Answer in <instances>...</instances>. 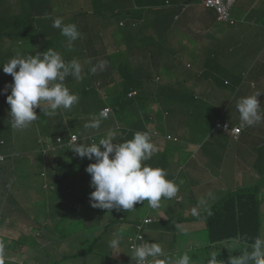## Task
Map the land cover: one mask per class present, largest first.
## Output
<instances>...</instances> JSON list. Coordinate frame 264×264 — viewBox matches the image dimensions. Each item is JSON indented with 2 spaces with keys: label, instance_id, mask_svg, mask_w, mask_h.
<instances>
[{
  "label": "trees",
  "instance_id": "1",
  "mask_svg": "<svg viewBox=\"0 0 264 264\" xmlns=\"http://www.w3.org/2000/svg\"><path fill=\"white\" fill-rule=\"evenodd\" d=\"M233 7L230 11V19L233 23H228L232 26L235 24L232 16ZM144 13L146 12L141 0H123V3L121 0H0V66L17 53L24 56L35 55L37 52L43 53L48 48H52L62 55L65 62L77 59L82 66L83 77L76 80L77 84L72 82L74 90H71L73 87L71 83L68 84L69 89L79 96L77 104L70 110L59 109L54 115L49 114L50 110L42 112L40 108H36L38 119L23 130H15L11 127L10 106L6 102V94H0V146L4 149L23 147L24 151L27 150L23 156L12 159L8 157V163H0V244L3 245L0 252L5 250V254L8 255L10 252L13 257L18 256V258L24 254L21 264L32 258H37L39 264H70V262L80 264L79 260L83 258L91 259L92 262L88 264H105V261L111 264H127L128 260L131 264H136L135 259H132L133 252L130 248L132 242H129L136 233L124 235L122 230L136 232L137 226H141L142 221L149 216L141 213L143 204L148 205L147 201L136 204L130 211L105 210L101 214L81 219L79 223L78 220L72 222L73 220L69 218L78 212H88L92 207L89 194L94 190L90 187V182H85L87 185L83 187L80 185L81 182L77 181L79 171L82 169L84 172L86 167L95 161L82 159L68 149L72 144L70 143L72 136L77 137V143L89 144L98 142L101 137L112 131L115 133L114 142H122L132 139L136 132L146 131L151 135L152 143L157 149L162 143L163 149L170 153L169 148L177 146L176 143L170 145L169 142H179L178 138L171 137L170 134L175 131L177 133V131L193 130L187 126L189 123H193V127L197 126V128L200 125L201 128L206 127L203 125L204 109L230 103L236 107L235 99L253 95L258 91L264 95V61L258 58L250 59L248 54H246L247 58H243L245 53L237 59L234 50L239 43H242L237 40V43L234 42V47L233 44L231 45L233 49L230 53L235 59L229 56V52L221 56L214 48H208L205 50L207 53L202 50L204 58L198 70L192 74L183 71L181 75L184 76L178 75L180 71L177 67H185V65L175 57L156 66L155 60L147 54L135 59L133 52L127 47L119 50L109 59L123 65L121 79L126 82L124 84L126 88L109 91L105 94L106 99L102 100L96 85L99 86L98 89L103 87L104 82L100 84L103 75L99 72L92 74L90 67H85L87 64H93L94 60L89 57L86 60V54L78 48L73 49L72 53H66L65 56L62 44L67 39L60 34L59 29L52 27V22L61 17L65 24L75 23L81 32V37H85V31L91 32L92 23L100 18L104 19L113 31H119L128 37L142 33L136 28L135 21L142 19ZM214 14L217 19L215 12ZM104 36L108 35L105 33ZM183 36L186 37L183 41L187 43L182 47L184 52L188 46L199 44L187 33L184 32ZM262 45L255 43L248 44L247 47L248 50H254L256 55H260L264 53ZM186 67L189 71L192 66L189 64ZM171 73L177 75V78L170 82ZM72 81H74L73 77ZM12 82L13 77L5 74L0 68V90ZM209 83L212 87L205 93L202 89L204 86L208 88ZM227 92L228 95L223 97L222 94ZM7 94H10V90ZM203 99L204 105L200 106L198 103ZM45 108L47 109V105ZM104 109L109 110L107 119H102L100 116ZM189 114H194V121L188 120ZM142 117H145L153 128L142 127L143 123L140 120ZM221 118L222 116H219L215 120L212 129L214 127L224 131L221 127L223 124H228L230 129H240L239 126L233 127ZM94 119H101L100 128L86 129L84 125ZM258 124L247 127V130L254 132ZM242 130L240 129V134ZM9 132L18 135L16 144H13L12 140L8 143L6 138ZM153 133L162 136L168 133L165 137L166 141L161 142L152 135ZM22 137L26 140H22ZM29 148L36 150L40 157L37 164L30 166L27 163V160L30 161L27 154ZM42 149L46 150L43 154ZM164 158H156L153 154L152 159L145 163L154 168L164 169L167 173L168 166ZM11 160L12 163H9ZM68 170L71 172H67ZM45 177L48 178V182H44ZM39 181L42 182L41 189L37 190L35 188L37 185L34 184H26L25 189L20 188L25 182ZM182 183L186 191L184 200L185 197L187 198L189 187L193 186H190L191 182ZM201 183L205 182H195V187L203 186ZM9 185L11 187L7 193ZM14 187L17 189L16 195L13 192ZM257 191L255 184L240 187L226 192L217 204L205 211L197 207H191L187 211L185 207L184 212L181 206V210H164V219L157 215L153 218L150 216L153 222L147 227L143 226L144 236L137 245L145 241L165 244L170 247L173 255L180 248L178 244L187 241L188 237L187 234H178L177 227L201 225L203 228L199 231H203L204 234L202 232L199 238L202 241L193 246L188 255L201 264L202 262L211 264L213 256L217 264L223 262L227 264L230 256L236 255L227 251L228 246H225L227 243L230 245L238 243L240 250L245 243L250 245L256 237L264 238V196H258ZM180 194L182 191L179 189L176 196ZM13 214L17 216L13 217ZM23 220L28 222L24 223ZM46 221H49L51 228L48 224H42ZM31 228L36 229L35 234H28L27 229ZM149 228L156 231L159 238H154L155 240L147 238L145 230ZM113 233L123 237L117 253H113L108 247V241ZM20 234L22 235L18 239L14 238ZM28 237L31 241H23ZM60 244L63 248L52 253ZM105 245L108 247L109 255H105L103 260L98 257L99 255L97 256V251L104 249ZM68 246H73L75 249ZM30 247L31 251L26 254ZM211 248L217 250L213 255L208 253ZM68 250H73V254H67ZM173 256L178 258L180 255ZM150 263L149 259L146 264ZM0 264L19 263L1 257Z\"/></svg>",
  "mask_w": 264,
  "mask_h": 264
},
{
  "label": "crops",
  "instance_id": "2",
  "mask_svg": "<svg viewBox=\"0 0 264 264\" xmlns=\"http://www.w3.org/2000/svg\"><path fill=\"white\" fill-rule=\"evenodd\" d=\"M141 1L142 7H144V12L146 13H144L145 16L142 19H136L135 23L136 28H139L142 33H138L136 36H128L126 38L128 43H124V40L118 36L114 37L115 31H113V28L109 26L104 19L103 22L100 18L96 20L97 22L92 23L91 32L86 30V36L80 37L76 40L71 49L67 47V40L63 41L62 47L64 49L65 56L72 53L73 49L76 48L82 50L84 54L90 53L87 57L93 59L94 62L93 64H87L85 67L89 66L91 68L94 65L98 66L100 61L107 62L103 69L98 67L97 70V72L103 75L100 80V84L104 82L102 85L103 87L98 89L99 86L96 85L97 91L101 94L102 100L104 98L106 99L107 96H105V94L107 92H114L119 88H126H124V84L126 82H124V80L122 81L123 78L121 79V75L123 74L121 69L123 65L113 61V59H109V57H112L113 54L117 53L119 50H124L126 47L128 50L133 52V58L140 59L143 55L147 54V56L149 55L152 60H155L156 66H160V64L172 57L182 61L185 67L190 64L192 67H190L191 70L189 71L187 70V67H177L180 71L178 75L184 76L181 75L183 74V71L192 74L198 70L204 58V52L202 50L205 51L208 48H214L219 52L218 54L224 56L226 50L229 54L232 52L234 42L237 40L241 42L247 40V44L249 45L261 43L263 44L262 46H264V0H239L234 5L232 10V16L235 19H233L235 23L233 26L230 24L228 25V23L226 25L223 22L217 21L214 12L204 6V0L199 2H197V0H189L187 2L183 0ZM121 2L123 3V0H121ZM172 29L176 31H173ZM180 29L181 31H179ZM184 32L187 33L194 41L199 43L196 44L197 46L193 44V46H188V49L185 50L186 52L182 49V47H185L187 44L183 41L186 38L183 36ZM93 33H95V36H93ZM105 33L108 36H104ZM148 42H150L151 45H147L150 44ZM141 44L142 46H140ZM232 44L233 47L231 48ZM136 50L140 51L138 52V55H136ZM260 50L261 48L259 51ZM146 51H149V53ZM205 52L207 53V51ZM248 52L250 53V59L258 58L261 60L263 59L262 61H264V53L256 55L254 50H249ZM186 53L191 54L190 58L194 59V63L184 60L187 55ZM229 56L233 57L232 54ZM243 58H247V55H243ZM172 73V76L169 77L170 82L177 78V75ZM75 80L72 81V77H70V81L67 79L65 85L69 88L68 84L71 83L72 86V82L77 84ZM211 87L212 84L209 83L208 89ZM71 89L73 90V87ZM129 94L128 97H130ZM235 100L237 101V99ZM231 106L233 105L230 103L221 107H214L219 109H215L213 112H219L216 115L220 116H222L221 114L225 111L231 112L228 114L226 112L224 117L228 120H225L224 118L223 120L232 126L231 121H237V117L239 118V115L237 114L239 113L236 107ZM140 120L143 123L142 127L145 129L151 128L147 127L149 124L147 123L145 117H142ZM215 120L210 126L211 129L209 127L201 128L200 125L199 128L196 126L192 132L185 130L177 131L176 133L175 131L170 134V136L178 138L179 142L170 141L169 143L170 145L176 143L177 147H170L169 153L163 149L161 143L160 147H158L159 149H157L154 153L156 158L160 157L163 159L165 157L164 159L168 166L167 179L174 180L175 182H191L193 185V187H189L187 198L185 197L187 201H182L183 203L180 205V210L181 206L186 205L185 210L187 209V211L191 207H197L205 211L211 206L217 204L222 195L233 190L232 187L240 188L241 186L237 185L238 182H264V121L258 124L254 132L248 131L246 127L243 128L241 134H239L237 138H234L230 132H225L220 129H212ZM234 126L240 127L237 122H234L233 127ZM181 133L186 134L188 139L183 138ZM152 135L159 138V140L163 142L168 133L163 136L156 133H153ZM24 150L25 149L23 147L5 148L6 153H0V157H2V160L0 159V163H6L8 157H10L9 159H12V157L23 156L27 151ZM30 150L31 149L29 148L28 152ZM12 161L13 160L9 163H12ZM79 172L83 173V170L81 169ZM87 176L91 179L90 174H87ZM78 177L80 178L79 175ZM77 181L79 182V180ZM44 182H48V178L45 177ZM87 182H90V180L87 179ZM195 182L205 183H201L203 186H197L196 188ZM229 182H232V185ZM254 184L255 183H247L244 187L252 186ZM179 186L182 191V195L180 194L179 196L183 198L186 191L183 188V183H179ZM206 191L211 192V196L208 194V197L210 198L209 202L204 198H200L201 196H204ZM216 191L221 194H217ZM191 194L192 196H190ZM212 197H217V199L211 200ZM202 199L205 201L204 203H201ZM151 210L156 211L157 216L165 214L164 207L161 210H159V208H151ZM177 210H179V208ZM180 226L182 225H179L178 227ZM178 227L176 230H178ZM196 231H199V229ZM145 232V235L150 240H154V238L158 235L156 231H153L150 228L146 229ZM152 233L156 234L154 238H151ZM178 234H187V241L181 242L183 244L185 242L187 243L189 239L190 244L193 242V246L200 243L197 239L198 237H201L200 235L194 236L192 240L190 232H180ZM195 240L197 242L196 244L194 243ZM181 243L178 244L180 248L177 249L175 255L190 253L193 246H191L190 249L188 248L183 250V245L181 246ZM168 252H171L172 254L171 250H168ZM168 257L170 258V256ZM191 260L193 264H201L196 260Z\"/></svg>",
  "mask_w": 264,
  "mask_h": 264
},
{
  "label": "clouds",
  "instance_id": "3",
  "mask_svg": "<svg viewBox=\"0 0 264 264\" xmlns=\"http://www.w3.org/2000/svg\"><path fill=\"white\" fill-rule=\"evenodd\" d=\"M52 27L59 29L60 34L67 39L69 49L81 37L78 26L75 23L65 24L61 17L53 20ZM106 63L100 61L98 66L90 68V72L95 74L98 67L103 69ZM0 68L13 77V82L6 84L0 94H6V102L10 106V123L15 130L26 129L38 119L36 108H40L42 112L50 110L49 114L54 115L57 110H70L79 102L78 94L72 92L64 82L70 76L76 80L82 79V66L76 59L65 62L62 55L52 48L35 55L24 56L17 53ZM9 90L10 94H7ZM261 94L258 91L237 100L240 129L264 121V110L258 100ZM108 113L109 110L104 109L100 113L101 118L107 119ZM101 122V119H94L84 127L99 129ZM75 139L74 137L73 140ZM114 141L115 133L109 131L98 142H75L68 148L82 159L95 161L85 169L91 177L90 187L94 189L89 194L93 208L130 211L136 204L147 201L151 208L157 209L161 206L162 199L171 200L177 195L179 186L174 180L166 178V171L145 163L157 151L148 132H136L130 140ZM204 202L202 199L201 203ZM193 211L195 214V209ZM122 240L120 234H112L108 247L113 253H117ZM2 247L0 244V248ZM132 252V259H135L136 264H146L150 257L164 255L160 244L148 241L134 245ZM157 264L193 262L187 253H183L178 258H167L166 262L160 260ZM211 264H217L214 256ZM229 264H264V238L258 236L250 245L245 243L239 254L230 256Z\"/></svg>",
  "mask_w": 264,
  "mask_h": 264
},
{
  "label": "rangeland",
  "instance_id": "4",
  "mask_svg": "<svg viewBox=\"0 0 264 264\" xmlns=\"http://www.w3.org/2000/svg\"><path fill=\"white\" fill-rule=\"evenodd\" d=\"M193 1V0H192ZM199 1H201V0H197V2H199ZM116 36H118L119 38H121V39H123L124 41V43H128V41H126V35L125 34H123V33H121V32H119V31H117V32H114V37H116ZM134 41V40H133ZM140 44V43H139ZM78 46V45H77ZM140 46H142V44L140 45ZM139 46V47H140ZM193 46V45H192ZM195 46H197L196 44H195ZM248 44H247V40H245V41H243L242 43H240V45L237 47V48H235V50H234V54H235V56H237V59H240V58H238V57H241L242 56V54H248V55H250V53L248 52L249 50H248ZM137 54L136 55H138L139 53L138 52H140L139 50H136L135 51ZM226 52H228L227 50H226ZM187 55H186V57H185V59L184 60H186V61H189V62H191V63H194L193 61H194V59H192V58H190V56H191V54L190 53H186ZM87 55H90V53H87L86 55H85V59L87 60ZM229 55V54H228ZM188 59H190V60H188ZM229 63V62H228ZM230 64V63H229ZM69 81H70V77H68L67 78ZM75 80V79H74ZM76 81V80H75ZM65 83V82H64ZM207 87L206 86H204L203 87V89H202V91H204L205 93H207ZM72 90V89H71ZM73 90H74V86H73ZM210 91V90H209ZM217 91V90H216ZM229 92V91H228ZM228 92L227 93H223L222 94V96L223 97H225V96H227L228 95ZM209 95V94H208ZM223 97H220V98H223ZM213 99V98H212ZM260 99H262V100H260ZM214 100V99H213ZM258 100L260 101V102H262V105L264 104V95H261V96H259L258 97ZM215 101V100H214ZM200 106H203L204 105V99L203 100H201L199 103H198ZM262 109H264V105L261 107ZM215 109H219V108H207V110H203V112H202V114H203V116H204V120H205V122H203V125L204 126H206V127H210L212 124H213V122H214V120L216 119V118H218L220 115H216V114H218L219 112H213ZM228 109V108H227ZM201 110V109H200ZM200 110H198V111H200ZM227 112V114L228 113H231V112H229V111H225L223 114H221L222 115V118H221V120L223 121V118L225 119V120H228L226 117H224L225 116V113ZM237 115H239V114H237ZM202 116V117H203ZM190 119V120H189ZM182 120V119H181ZM188 120L189 121H194L195 120V116H194V114H189V116H188ZM232 122V126L234 125V122H237L238 123V125H240V120H239V118L237 117V121H231ZM187 125V124H186ZM257 125V124H256ZM153 125H148L147 127H151V128H153L152 127ZM187 126H190L191 128H193L194 129V127H193V123H189ZM214 128V127H213ZM153 129H151V131H152ZM186 131H188V132H192V129L191 130H186ZM17 136L18 135H14V133H11L10 134V132L7 134V140H8V143H10V141L9 140H13L12 141V143L14 144H16L17 143ZM181 136L183 137V138H185V139H188V137H187V135L186 134H184V133H181ZM27 136H25V138H26ZM22 140H26V139H24L23 137H22ZM10 145V144H9ZM43 152L44 151H46V150H42ZM5 152V149L4 148H2L1 146H0V153H4ZM43 152H42V154H43ZM28 158L30 159V161L29 160H27V163H28V166H30L31 164H37L38 163V160H39V156H38V153L36 152V150H34V149H31L28 153ZM67 172H71V170H68ZM87 172H83V173H81V172H79V176H80V178H79V182H81L80 183V185H82L83 187H85L87 184L85 183V182H87V179L88 180H91L88 176H87ZM25 180V179H24ZM38 181V180H37ZM40 183H42V182H25V183H23L22 184V186H20V188H22V189H25V187H26V184H34V185H37V187H35L37 190L38 189H41V187H40ZM177 183V185H179V183H182V182H176ZM229 183H231V185H232V182H229ZM247 183H249V184H252V183H255V185L257 186V194H258V196H261V197H263L264 196V182H238L237 183V185L238 186H241V188L242 187H244V185L245 184H247ZM12 185V184H11ZM11 185H9L7 188H8V191H7V193H9V187H11ZM17 186H18V184H17ZM32 186V185H31ZM190 186H193L191 183H190ZM231 187V186H230ZM15 188V191H13L14 192V194L16 195V191H17V189H16V187H14ZM45 188V187H44ZM233 188V190H236V189H239V188H235V187H232ZM179 189H181V187L179 188ZM217 192V194H221V193H219L218 191H216ZM37 194H39V191H37ZM208 194H209V196H211V192H209V191H206V193L204 194V196H201L200 198H204L205 200H208V202H209V200H210V198L208 197ZM182 195V194H181ZM190 196H192V194L190 195ZM32 197H34V196H32ZM31 197V198H32ZM198 199V198H197ZM213 199H217V197H212L211 198V200H213ZM184 200H186V198L184 199ZM183 200V198H181L180 196H175L174 198H172L171 200H164V199H162V201H161V204H163V205H161L160 207H159V210H161V209H163V207H164V210H168V209H178L179 208V210H180V205L183 203L182 201H184ZM194 200V199H193ZM187 201V200H186ZM195 201V200H194ZM179 202H181V203H179ZM208 202H206V203H208ZM35 205H37L36 203H35ZM264 206V205H263ZM186 207V205H184L183 206V208L182 209H184ZM105 210H103V209H99V208H93V207H90L89 209H88V212H86V211H83V212H78L76 215H74V216H70L69 218L70 219H72L73 221L72 222H75L76 220H78V223L80 222V220L81 219H84V218H86V217H89V216H93V215H98V214H101V213H103ZM184 212H185V210H184ZM88 213V214H87ZM142 214H145V215H149V216H146V218H148V219H150L151 220V222H153V220H152V218H153V216H155L156 215V211H152L151 210V207L150 206H148L147 204H143V206H142V212H141ZM15 216H17L16 214H13V217H15ZM152 218H151V217ZM160 218H162V219H164L165 218V215H161V217ZM21 220V219H20ZM9 221V220H8ZM25 221H27L28 222V220H25ZM25 221L23 220V222L25 223ZM150 222V223H151ZM150 223H148V224H150ZM263 223H264V219H263ZM42 224H48V226L51 228V225L49 224V221H46V222H44V223H42ZM147 224V225H148ZM147 225H146V227H147ZM202 228V226L200 225V226H195V225H182V226H180V227H178V230H177V233H180V232H190V234H191V237H192V240H193V238H194V236H197V235H200L203 231H196V230H198V229H201ZM27 231H28V234L30 233V234H35V232H36V229H33V228H31V229H27ZM122 232L124 233V235H133L134 233H136L135 231H130V230H128V232L126 231V230H122ZM146 233V232H145ZM47 234H49L51 237H54L52 234H50V233H48L47 232ZM188 234V233H187ZM203 234H204V232H203ZM22 234H20L18 237H14V238H16V239H18L20 236H21ZM156 234L155 233H152V237L151 238H154V236H155ZM15 236H17V235H15ZM144 236V235H143ZM157 238H159V236L157 235V237L155 238V239H157ZM162 238V237H161ZM154 239V240H155ZM200 242L202 241L199 237L197 238ZM153 240V239H152ZM23 241H31V238L30 237H28L26 240H23ZM193 243V242H192ZM190 244V239H189V241L186 243H181V246H182V249L184 250V249H190L191 248V246H193L194 244ZM194 243L196 244L197 242H196V240L194 241ZM54 246V245H53ZM107 245H105V247H103L104 249H102V248H99V249H102L101 251H97V256L98 257H101L103 260H104V256L105 255H109L108 254V247H106ZM225 246H228L227 247V251L228 252H230L231 254H239V250H238V248H239V244L238 243H235V244H229V243H227ZM49 247V246H48ZM71 247V249H75V247H73V246H70ZM69 246H68V248H70ZM161 247H162V249H163V252H164V255H162V256H158V257H156V258H149L150 259V261H151V263L152 262H158V261H160V260H165V262L167 261V258H169L168 256H172L171 258H174V256L173 255H175V254H173V255H171V252L169 253L168 252V250L170 251V247L168 246V245H165V244H162L161 245ZM169 247V248H168ZM178 247H179V245H178ZM63 247H62V245L60 244L59 246L57 245L56 246V249L54 250V251H52V253H55V252H57L58 251V249H62ZM31 247L26 251V254H27V252H29V251H31ZM51 250V249H50ZM215 251H217L216 249H214V248H211L209 251H208V253L209 254H211V255H213V254H215L214 252ZM7 252V251H6ZM103 252H105V254H102ZM111 252V251H110ZM109 252V253H110ZM66 253L67 254H73V250H68V251H66ZM169 254V255H168ZM1 257H3L4 258V260H11V261H13V262H18L19 264H21L22 263V258L24 257V254H22L21 256H19V258H18V256H15V257H13L12 255H11V253L10 252H8V255L7 254H5V250H3V251H1L0 252V258ZM8 258V259H7ZM45 259V258H44ZM152 259V260H151ZM88 262H92L91 261V259L89 258V259H86V258H83V259H81V260H79V263L80 264H88ZM104 262V261H103ZM105 264H111V263H109V262H107V261H105L104 262ZM150 263V264H151ZM25 264H39V261H38V259L37 258H32L31 260H29V259H27V261H26V263ZM70 264H71V262H70ZM125 264V263H124ZM127 264H131V261H127ZM153 264V263H152ZM202 264H204V262H202ZM227 264H229V262L227 263Z\"/></svg>",
  "mask_w": 264,
  "mask_h": 264
},
{
  "label": "built area",
  "instance_id": "5",
  "mask_svg": "<svg viewBox=\"0 0 264 264\" xmlns=\"http://www.w3.org/2000/svg\"><path fill=\"white\" fill-rule=\"evenodd\" d=\"M237 1L238 0H204L203 4L206 8L212 9L216 13L217 21L225 22V23H233L232 20L230 19V11ZM120 26H122V23L120 24ZM132 95H134V93ZM221 127L224 131L227 132L229 131L235 138L240 134V129L238 128L230 129L228 124H223ZM74 137L76 138L75 140H73ZM76 141H77V137L72 136L70 139V143ZM0 159L2 160V157H0ZM150 222H151L150 219L145 218L142 221V225L137 226L135 237L129 240V242H132L130 246L131 250L134 245H137L138 241L142 240L144 234L142 231L143 226H146Z\"/></svg>",
  "mask_w": 264,
  "mask_h": 264
}]
</instances>
